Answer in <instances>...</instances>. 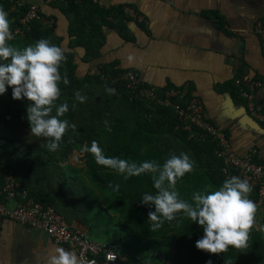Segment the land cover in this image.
<instances>
[{"label":"trees","instance_id":"trees-1","mask_svg":"<svg viewBox=\"0 0 264 264\" xmlns=\"http://www.w3.org/2000/svg\"><path fill=\"white\" fill-rule=\"evenodd\" d=\"M30 4L23 0H0V7L8 13L11 29L19 25L20 17ZM62 4L69 18V34L73 36L70 46H81L87 53L96 52L97 43L92 40L98 32L97 24H88L93 22L94 16L90 1L67 0ZM101 11L103 18H124L120 6ZM53 26L33 21L24 29V35H15L10 43L24 48L44 38L61 47ZM119 26L125 27L124 22ZM65 56L60 71L62 75L67 72L70 84L64 85L61 81L57 104L67 100L69 111L61 119H68L82 132L83 126L90 125L94 117L111 108V104L116 103L120 108L119 117L111 124L110 130L105 131L109 132L107 141H104L107 143L103 149L105 156L138 164L146 160L163 164L172 154L187 153L194 162V170L178 180L176 189L188 202H192L193 193L204 191L208 185L215 190L225 179L235 175L233 168L228 173L222 171L223 160L217 153L216 142L208 136L201 139L194 127L186 129L185 122L169 105L157 100L131 98L123 86L103 78L113 77L115 71L109 74L111 71L102 69L97 74L80 78L75 74L71 53L65 52ZM106 87L114 88L115 94L109 95ZM77 90L87 97L86 102L75 100ZM12 93L13 88L8 86L0 95V189L6 176L13 178L18 183L17 198L51 206L68 225L76 221L87 227V232L101 234L106 240L104 245L126 257V264H208V261L212 264H264V231L259 230L264 225L257 219L259 225L250 232L246 249L230 246L227 252L219 254L196 247L204 229L197 222L184 218L182 213H177L175 220L165 221L160 229L151 232L148 213L155 211V207L141 203L144 193L157 192L151 174L125 180L114 170L98 165L90 152H86L83 160L70 156L68 153L75 144L90 141L88 135L82 136L83 132L78 139L71 138L67 134L70 129L59 150L49 151L45 146L46 138L31 134L27 107L33 102L26 97L14 99ZM158 98L165 99L164 92H159ZM254 161L264 163L256 158ZM108 197L115 200L114 205L109 203ZM249 198L257 202L256 189ZM110 206L113 207L109 209ZM118 264L125 263L118 261Z\"/></svg>","mask_w":264,"mask_h":264},{"label":"crops","instance_id":"crops-1","mask_svg":"<svg viewBox=\"0 0 264 264\" xmlns=\"http://www.w3.org/2000/svg\"><path fill=\"white\" fill-rule=\"evenodd\" d=\"M23 1L36 4L40 13L53 20L54 35L64 52L71 53L78 77L102 69L109 74L129 70L159 92L186 85L188 94L202 102L209 121L225 132L237 155L254 151L253 160L264 162V49L257 32L258 26L264 29V0H88L94 13L88 24H97L99 32L92 40L98 49L91 53L70 46L73 36L64 4ZM125 4L143 14L147 23L100 15L102 9ZM122 22L125 27L120 28ZM236 79L253 90L254 110L240 96ZM17 201L23 200L16 197L8 203L13 206ZM256 217L264 225V207H258ZM69 226L87 233V227L76 221ZM54 247L74 251L40 230L3 220L0 264H47ZM119 257L126 264V257Z\"/></svg>","mask_w":264,"mask_h":264},{"label":"clouds","instance_id":"clouds-1","mask_svg":"<svg viewBox=\"0 0 264 264\" xmlns=\"http://www.w3.org/2000/svg\"><path fill=\"white\" fill-rule=\"evenodd\" d=\"M14 39L8 13L0 7V95L11 86L14 99L26 97L33 102L27 107L31 134L46 138V148L55 152L59 150L66 132L77 128L68 119H61L69 111L67 100L57 104L61 81L64 85L70 84L67 72L62 75L60 71L66 61L64 49L44 38L20 48L10 43ZM129 60H132L131 56ZM106 91L109 95L116 92L111 87H106ZM74 96L80 103L87 100L79 90ZM82 150L90 152L98 165L114 170L125 180L144 173L151 174L157 192L144 193L141 198V203L155 207V211L148 213L151 232L160 229L165 221L175 220L177 213H182L184 218L197 222L204 229V235L196 241L198 249L219 254L227 252L230 246L236 249L248 247L250 232L256 225L258 205L249 198L253 189L247 179L232 176L215 190L208 185L204 191L193 193L192 202H188L176 189L178 180L194 170V162L187 153L172 154L163 164L156 160L138 164L120 157L105 156L96 141ZM259 230L264 231V226ZM105 259L111 262L116 257L108 253ZM47 264H83V260L74 251L54 247L48 253ZM208 264L212 262L208 261Z\"/></svg>","mask_w":264,"mask_h":264},{"label":"built area","instance_id":"built-area-1","mask_svg":"<svg viewBox=\"0 0 264 264\" xmlns=\"http://www.w3.org/2000/svg\"><path fill=\"white\" fill-rule=\"evenodd\" d=\"M46 2L66 3L67 0H45ZM80 2L81 0H74ZM96 2V0H91ZM17 5L20 3L17 2ZM123 14L126 18L146 24V18L143 14L137 12L133 7L125 4L122 6ZM33 21H39L43 25L52 26L53 20L50 17L41 15L39 7L31 3L23 16L20 17L19 25L12 28L15 35H24V29L29 28ZM257 32L262 36V47L264 49V29L257 27ZM109 79L113 84H120L130 94L131 98L138 100H157L169 105L177 116L185 122V128L189 130L194 127L199 132L201 139L206 136L211 137L216 142L218 155L223 160L222 171L228 173L231 168L235 169L234 176L241 179H247L252 185V189L257 191L258 199L256 204L259 208L264 207V163H257L253 160V154L246 156L237 155L232 149L225 132L212 124L204 110L202 102L194 95L187 97V86L176 88L175 90H165V99L158 98V89L154 86H148L143 83L138 75L129 70L120 71L113 77L103 76ZM239 88L240 96L244 98L252 110L255 109L253 100V90L245 89L241 86L240 80H235ZM251 87V86H250ZM174 98L184 100L172 102ZM18 191V183L11 177L6 176L4 185L0 189V231L4 219L12 220L23 226L40 230L50 236L58 244L73 249L77 256L83 260V264H118L119 255L112 249H108L104 244L96 243L90 240L84 232L72 229L67 224L63 216L51 206H43L31 199L17 201L10 206L8 201L15 200ZM111 253L116 257L115 260L108 262L105 257Z\"/></svg>","mask_w":264,"mask_h":264},{"label":"rangeland","instance_id":"rangeland-1","mask_svg":"<svg viewBox=\"0 0 264 264\" xmlns=\"http://www.w3.org/2000/svg\"><path fill=\"white\" fill-rule=\"evenodd\" d=\"M119 106L115 103L111 106V108L107 109L106 111H104V113H101L100 115L94 117L92 123L90 125H88L87 127L81 128L83 134L82 136H86L88 135L90 137V141H85V142H80V144H75L74 147L71 148V151H69V155L70 156H76L79 159L83 160L84 155H86V152L83 151L82 149L84 148V146H88L90 147L92 144V141H96L98 143V145L100 146V148L103 150L107 143H104V141H107L108 138V131L105 132L107 129H109V127L111 126V124L116 121V119L119 117ZM113 111H116V113H114ZM105 120H107V125L105 124ZM186 129H188L186 127ZM189 130V129H188ZM82 132H79V127L77 126L75 131H72L71 129L67 132V134L71 137V138H76L78 139L80 137V134ZM106 136V137H105ZM69 156V157H70ZM108 197V201L111 205H114L115 200L110 199ZM113 206H110L109 209H111ZM257 219V217H256ZM257 225V223H256ZM255 225V226H256ZM259 225V224H258ZM257 225V226H258ZM256 226V227H257ZM88 237L99 244H105L106 240L104 237H102L101 234H98L96 231L94 232H87Z\"/></svg>","mask_w":264,"mask_h":264}]
</instances>
